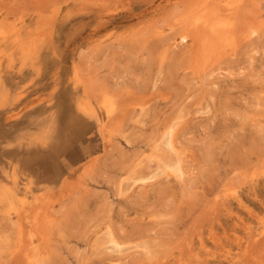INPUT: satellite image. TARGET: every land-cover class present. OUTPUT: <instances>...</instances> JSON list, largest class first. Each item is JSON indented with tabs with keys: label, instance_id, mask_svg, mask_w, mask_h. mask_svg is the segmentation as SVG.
<instances>
[{
	"label": "rangeland",
	"instance_id": "rangeland-1",
	"mask_svg": "<svg viewBox=\"0 0 264 264\" xmlns=\"http://www.w3.org/2000/svg\"><path fill=\"white\" fill-rule=\"evenodd\" d=\"M263 6L0 0V264H264Z\"/></svg>",
	"mask_w": 264,
	"mask_h": 264
},
{
	"label": "bare ground",
	"instance_id": "bare-ground-1",
	"mask_svg": "<svg viewBox=\"0 0 264 264\" xmlns=\"http://www.w3.org/2000/svg\"><path fill=\"white\" fill-rule=\"evenodd\" d=\"M258 2V1H257ZM260 4V3H259ZM261 7V6H260ZM264 7V6H263ZM249 31V30H248ZM166 133L164 134V138H163V141H165V144L172 150V151H174V149L175 150H178V149H176L175 148V141H174V133H173V131H172V129H169V130H167V131H165ZM164 143V142H163ZM167 147V148H168ZM178 153V152H177ZM178 155H179V153H178ZM179 157H177V159H178ZM176 159V160H177ZM168 163V162H167ZM172 163V162H171ZM169 165H167L166 164V162H165V165L166 166H170V168L171 169H173L174 171H175V174H176V176H181L182 174H183V169H182V166H181V163H180V160L178 159L175 163L173 162L172 164V166L170 165V163H168ZM164 166V165H163ZM158 167V166H157ZM161 167V166H160ZM159 167V168H160ZM165 167V166H164ZM156 168V167H155ZM156 169H158V168H156ZM160 169H163V168H160ZM160 169H158L160 172H161V170ZM166 169H168V167L166 168ZM157 170V171H158ZM166 171V170H165ZM154 172V171H153ZM153 172H151L150 171V173H152L150 176H149V179L151 178H153L157 173H153ZM162 172H164V169H163V171ZM150 173H147V174H150ZM165 173V172H164ZM174 174V173H173ZM145 176L147 177V178H145V179H148V176L145 174ZM140 178V177H139ZM138 178V180H140ZM141 179H143V178H141ZM143 184H144V182H143ZM106 242H108L109 243V246H111V248H109V249H112V247L114 248V249H116V251L118 252V251H121V249H122V247L123 246H121V244L117 241V240H115V238L109 233L108 234V237H107V241ZM123 250V249H122ZM118 253H120V252H118ZM117 253V254H118ZM120 255V254H119ZM119 255H117L118 257H119ZM117 256H116V259H117ZM31 258V257H30ZM112 261H114V260H112ZM117 264V263H116Z\"/></svg>",
	"mask_w": 264,
	"mask_h": 264
}]
</instances>
